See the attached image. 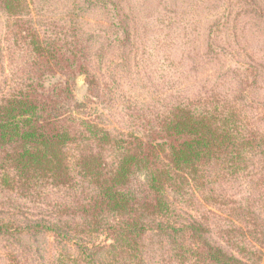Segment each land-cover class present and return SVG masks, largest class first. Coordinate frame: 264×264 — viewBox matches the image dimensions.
Here are the masks:
<instances>
[{
  "label": "trees",
  "instance_id": "trees-1",
  "mask_svg": "<svg viewBox=\"0 0 264 264\" xmlns=\"http://www.w3.org/2000/svg\"><path fill=\"white\" fill-rule=\"evenodd\" d=\"M0 9L3 264H264L259 69L228 70V92L129 108L132 130L116 132L92 106L105 91L95 36L49 18L42 0ZM235 183L246 186L239 199ZM39 238L60 251L44 256Z\"/></svg>",
  "mask_w": 264,
  "mask_h": 264
},
{
  "label": "rangeland",
  "instance_id": "rangeland-1",
  "mask_svg": "<svg viewBox=\"0 0 264 264\" xmlns=\"http://www.w3.org/2000/svg\"><path fill=\"white\" fill-rule=\"evenodd\" d=\"M42 4L49 18L78 20L95 36L93 68L105 91L92 106L116 132L132 130L131 108L163 109V99L177 91L194 96L218 87L228 92L227 72L236 66H254L264 77V0H42ZM6 26L0 9L1 33ZM75 94L79 102L88 97L84 77L77 80ZM258 96L262 101V90ZM232 187L235 198L245 195L243 183ZM28 205L36 213L45 208L38 202ZM39 247L44 256L60 251L46 238H39Z\"/></svg>",
  "mask_w": 264,
  "mask_h": 264
}]
</instances>
